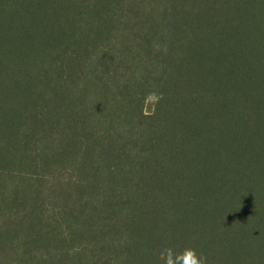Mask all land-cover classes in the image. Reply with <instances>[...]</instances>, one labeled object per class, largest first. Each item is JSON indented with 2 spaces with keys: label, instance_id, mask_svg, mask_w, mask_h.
Segmentation results:
<instances>
[{
  "label": "trees",
  "instance_id": "trees-1",
  "mask_svg": "<svg viewBox=\"0 0 264 264\" xmlns=\"http://www.w3.org/2000/svg\"><path fill=\"white\" fill-rule=\"evenodd\" d=\"M189 249L264 264V0H0V264Z\"/></svg>",
  "mask_w": 264,
  "mask_h": 264
},
{
  "label": "clouds",
  "instance_id": "clouds-1",
  "mask_svg": "<svg viewBox=\"0 0 264 264\" xmlns=\"http://www.w3.org/2000/svg\"><path fill=\"white\" fill-rule=\"evenodd\" d=\"M180 264H205L204 257L197 256L194 250H186L181 257H178ZM168 264H172L171 260Z\"/></svg>",
  "mask_w": 264,
  "mask_h": 264
},
{
  "label": "rangeland",
  "instance_id": "rangeland-1",
  "mask_svg": "<svg viewBox=\"0 0 264 264\" xmlns=\"http://www.w3.org/2000/svg\"><path fill=\"white\" fill-rule=\"evenodd\" d=\"M149 106H150V102H148V103L146 104L147 111H149Z\"/></svg>",
  "mask_w": 264,
  "mask_h": 264
}]
</instances>
